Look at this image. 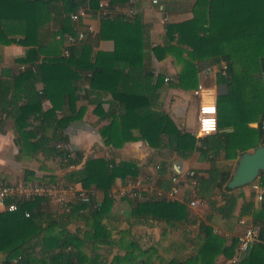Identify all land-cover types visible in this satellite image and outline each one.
Instances as JSON below:
<instances>
[{
    "label": "trees",
    "instance_id": "obj_1",
    "mask_svg": "<svg viewBox=\"0 0 264 264\" xmlns=\"http://www.w3.org/2000/svg\"><path fill=\"white\" fill-rule=\"evenodd\" d=\"M42 1L47 11L54 10L53 1ZM67 2L70 12H75V0ZM90 6L96 9L99 0H90ZM192 12L190 19L165 24L172 47L178 48L179 55L187 50L188 56L178 58L183 67L178 83L172 85L195 86L199 69L206 71L217 65L214 79L223 86L217 96V113L224 107L227 115L224 118L219 115L217 124L218 128L232 127L230 132H215L199 140L194 134L179 129L167 112L154 108L156 91L164 77H155L147 67L149 54L144 51L143 24L134 9L127 16L101 18L98 36L114 40L112 52L93 54L90 44L80 39L65 48L68 54L41 57L39 47L45 44L39 40L36 0H0V42L15 41L9 35L20 34L21 38L16 41L28 46L24 55L15 59L23 69L17 75L0 74V119L3 115L11 117L17 129L32 125L29 122L32 118L33 127L14 139L19 150L40 151L47 158L57 157L59 166L65 169L59 178L50 176L38 181L80 183L89 193L92 187L102 192L98 204L92 199L84 202L75 198L70 200L66 210L43 208V197L18 201L15 211L0 210V253L4 254L0 264H224L233 256L236 238L222 247L217 246L207 240L212 227L205 221L198 224L194 234L206 238L197 251L184 246L180 253L165 262H154L156 250L141 249L135 240L126 239L124 230L118 231L119 238H112V227L104 223L113 203L109 190L117 177H136L139 167L131 160L115 162L103 156L83 158L81 150L71 151L61 144L65 127L81 115V110L74 108L73 86L79 70L90 71L87 94L96 97L106 92L111 94V105L117 106L111 110L117 115L124 142L142 139L152 147L165 146L183 159L198 150L212 161L222 153L224 159L236 158L241 151L264 143V0H195ZM60 31L62 35H76L73 24L63 25ZM163 50L160 46L152 47L157 57ZM38 83L43 85L41 89L37 88ZM44 100L50 102L45 110L42 108ZM65 104L71 115L57 118V110H62ZM250 122H257V126H249ZM110 129L111 122L100 128L105 143H109ZM78 164L76 168L67 169ZM166 170V166H159L161 174ZM204 173L194 170L193 176L184 177L190 190L182 201L139 200L133 212L148 207L149 213L165 224L179 226L189 222L187 204L198 199L207 205L206 220L213 212L231 215L237 198L225 197L220 205L216 199L217 194L229 193L224 189L230 178L228 169L217 164ZM32 175V171L26 170L24 180H31ZM257 181L264 185L263 176ZM170 185L166 183L164 187L168 189ZM239 215H251L259 225V241L236 264H264V204L259 202L255 206L252 199H247ZM78 220L83 221L84 228L77 226L75 231L67 230L69 223ZM191 234L184 236L185 241H194ZM100 244H119L125 252L114 254L106 262L98 252ZM103 252L107 254L110 250ZM219 257L223 258L222 262ZM13 258H17V262H11Z\"/></svg>",
    "mask_w": 264,
    "mask_h": 264
},
{
    "label": "crops",
    "instance_id": "obj_2",
    "mask_svg": "<svg viewBox=\"0 0 264 264\" xmlns=\"http://www.w3.org/2000/svg\"><path fill=\"white\" fill-rule=\"evenodd\" d=\"M50 1H53L56 5L51 12L45 9V4L42 0H36L35 18L37 25L40 26L39 40L45 44L39 47L41 57L62 55L65 48L73 44L67 41L68 34L62 35L60 31L63 25L68 24L75 26L76 33L78 31L84 32L83 40L90 44L93 54L97 51L112 52L115 48L114 40L99 38L98 36L101 18L104 16H127L130 9H134L135 12L139 13L143 24L144 51L149 54L146 63L147 67L153 72L155 77L158 75L164 77L162 84L159 85L156 91L157 97L154 102V108L167 112L175 125L182 131L194 134L198 113V96L194 94V90L198 85L210 87L214 89L217 98L219 90L223 86L217 84L214 78L212 81L202 83L199 78V71L196 74L198 79L195 86L187 85L181 87L172 85L173 82L178 83L177 77L183 67L182 62L178 58H188V56L187 50L184 49L183 53L179 55L178 48L172 47L165 31V24L190 19L193 16L192 7L195 0H125L123 2L99 0V6L96 9L91 8L90 0H75L76 10L83 8L87 12L85 16L80 17L78 20L71 18V13L73 12H70L67 0ZM9 37L14 38L15 41L9 43L0 42V74L17 75L23 69V66L16 63L15 59L24 55L28 46L16 41L21 38L20 34L9 35ZM156 46L164 49L159 52L160 56L158 57L152 51V47ZM211 70L215 73L217 65H213ZM204 72L206 73L207 71ZM89 76L90 71L79 70L78 78L73 83L76 101L74 108L77 111L81 110V115L70 121L62 132L61 144L68 150H81L84 155L83 158L87 156H103L115 162L122 160L134 161L139 167V173L136 178H144L153 186L165 190L167 189L164 185L166 183L170 184V176L176 172L175 164L177 162L181 163L184 170L192 169L201 174H205V170L213 165L219 164L228 169L231 176L238 155L233 159H224L222 153L212 161L202 156L198 150H194L189 157L183 159L165 146L152 147L142 139L124 142L121 137L117 115H114L111 110L113 107V109H117V106L111 105V94L106 92L100 97H96L94 94H87ZM166 77L168 79L164 80ZM42 86L41 83L37 84L38 89H41ZM48 107H50V102L44 100L42 108L45 110ZM56 114L57 118H62L71 115V111L68 105L65 104L62 110H57ZM29 122L32 125L15 129L11 117L3 115L0 119V181L15 183L38 181L39 179L50 178V176L59 178L65 171L59 166L57 157L50 156L47 158L40 151L21 152L19 150V146L14 139H19L26 130L33 127L34 120L30 118ZM110 122L109 143H105L99 131L100 128ZM191 122H193V125L185 128V125ZM249 126L256 127L257 122H250ZM231 130V126H224L218 128L217 132H230ZM31 139L34 138L32 137ZM79 165L69 166L67 169L76 168ZM157 165L166 166V172L161 174L159 168L156 167ZM26 170L32 171L31 180H24ZM124 180L117 177L109 190L113 203L109 216L104 219V223L112 227V238H119L118 231L124 230L127 235L126 239L135 240L141 249H155L154 262H162V260L165 262L173 257L174 254L180 253L184 246L187 250L197 251L203 241L206 240V238H198L194 235L198 224L202 221L212 227L207 240L222 247L224 244L229 243L231 238H235L242 230V225L239 224L240 217L245 218L248 222L253 221L251 215H239L245 200L252 199L255 206L259 204L254 198V192L250 184H248L229 191L225 196L216 195L218 205L224 203L225 197L235 196L237 198L235 209L231 215L222 216L220 213L213 212L206 220L207 205L199 202L196 206L187 204L186 217L189 222L180 223L179 226L167 225L150 214L148 207L134 213L133 210H135L134 208H136L139 200L114 196L115 190ZM76 186L83 187L80 183H77ZM188 190H190V187L183 180L175 196L170 199L182 201ZM101 199L102 192L92 187L93 203L98 204ZM70 200L73 199L70 198ZM195 200L199 201L198 199ZM42 205L43 208L50 211L60 210L58 204L52 200L45 199ZM190 216H193V218ZM77 226L85 227L83 221L78 220L69 223L66 228L69 231H75ZM214 229H218L220 233H215ZM191 233L194 237L192 243L185 241L184 237ZM99 247L98 252L102 253V257L106 262H109L114 254L122 255L125 252V249L120 247L119 244L111 246L100 244ZM86 249L89 250V247L86 246ZM105 249L110 250V252L104 253ZM3 257L4 254L0 253V262ZM222 259V257H219V262H222ZM11 262H17V258H13ZM225 264H227V261H225Z\"/></svg>",
    "mask_w": 264,
    "mask_h": 264
},
{
    "label": "built area",
    "instance_id": "obj_3",
    "mask_svg": "<svg viewBox=\"0 0 264 264\" xmlns=\"http://www.w3.org/2000/svg\"><path fill=\"white\" fill-rule=\"evenodd\" d=\"M106 1V0H105ZM133 9L129 10L132 13ZM87 12L83 8H78L71 13L73 20H78L85 16ZM84 32L78 31L76 35H67V41L74 43L77 40L83 39ZM64 54H68V50H64ZM166 77L164 80H167ZM194 94L198 96V113L197 126L194 135L199 140L200 138L215 133L218 130L217 124V98L214 89L198 85L194 90ZM206 108L212 109L205 111ZM210 120L211 126L206 127L205 121ZM264 126V125H263ZM159 168V165L156 166ZM194 175V170L185 169L182 173L174 172L170 176V187L167 190L157 188L150 184L144 178L129 177L125 178L123 183L117 187L114 192L115 197H129L136 200L146 199H170L175 196L180 182L185 176L191 177ZM77 183L65 184L62 180H54L51 182L41 181H21L15 183H7L0 181V210L15 211L18 208V201L31 199L34 197H43L52 200L58 204L60 209H67L70 198L80 199L84 202H90L92 192L80 186ZM251 189L254 192V198L258 202H262L264 197V185L260 184L257 179L250 183ZM190 206L199 204L197 200H191L188 203ZM28 216V212H25ZM239 224L242 225V230L236 235V250L232 257L227 261V264H236L243 254H245L257 241H259V225L254 221H246L245 218H239ZM215 233H220L218 229H214Z\"/></svg>",
    "mask_w": 264,
    "mask_h": 264
},
{
    "label": "water",
    "instance_id": "obj_4",
    "mask_svg": "<svg viewBox=\"0 0 264 264\" xmlns=\"http://www.w3.org/2000/svg\"><path fill=\"white\" fill-rule=\"evenodd\" d=\"M175 170L178 173L184 171L180 162L175 164ZM260 176L264 177V143L255 146L251 150L241 151L238 154L231 176L225 182L224 189L229 192L250 184ZM262 203L264 204V197Z\"/></svg>",
    "mask_w": 264,
    "mask_h": 264
},
{
    "label": "rangeland",
    "instance_id": "obj_5",
    "mask_svg": "<svg viewBox=\"0 0 264 264\" xmlns=\"http://www.w3.org/2000/svg\"><path fill=\"white\" fill-rule=\"evenodd\" d=\"M198 71H199V72H198V73H199V78L202 80V83H207V82L213 80V78H214V71L211 70V68H209V70L207 69V70H206V71H207L206 73H205L204 70H202V69H199ZM197 77H198V75H197ZM197 79H198V78H197ZM219 115L222 116V118H224V117L227 116L226 113H225L224 107H223V110H222L221 113L218 111V113H217V117H219ZM192 123H193V122H191V123L188 124V125H185V128L189 127V125H193ZM224 264H225V263H224Z\"/></svg>",
    "mask_w": 264,
    "mask_h": 264
},
{
    "label": "clouds",
    "instance_id": "obj_6",
    "mask_svg": "<svg viewBox=\"0 0 264 264\" xmlns=\"http://www.w3.org/2000/svg\"><path fill=\"white\" fill-rule=\"evenodd\" d=\"M211 123H212V122H211L210 120L205 121V126H206V127H210V126H211Z\"/></svg>",
    "mask_w": 264,
    "mask_h": 264
},
{
    "label": "snow or ice",
    "instance_id": "obj_7",
    "mask_svg": "<svg viewBox=\"0 0 264 264\" xmlns=\"http://www.w3.org/2000/svg\"><path fill=\"white\" fill-rule=\"evenodd\" d=\"M211 110H212V109H210V108H206V109H205V111H211Z\"/></svg>",
    "mask_w": 264,
    "mask_h": 264
}]
</instances>
